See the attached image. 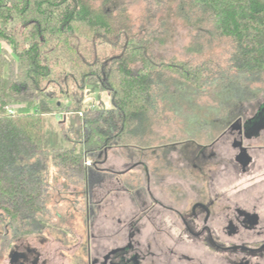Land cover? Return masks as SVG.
Listing matches in <instances>:
<instances>
[{"label": "trees", "instance_id": "1", "mask_svg": "<svg viewBox=\"0 0 264 264\" xmlns=\"http://www.w3.org/2000/svg\"><path fill=\"white\" fill-rule=\"evenodd\" d=\"M112 1L0 0V208L12 225L24 226L44 210L41 183L50 166L78 173L85 183L110 146H132L147 131L158 90L173 99L176 90L200 88L212 74L206 64L162 62L153 55V38L130 35L126 9L111 8ZM190 1L197 24L230 40L238 72L263 75L264 0ZM118 42L119 52L110 53ZM85 84L110 92L112 107L78 114L84 97L73 90ZM209 155L216 158L214 150Z\"/></svg>", "mask_w": 264, "mask_h": 264}, {"label": "rangeland", "instance_id": "2", "mask_svg": "<svg viewBox=\"0 0 264 264\" xmlns=\"http://www.w3.org/2000/svg\"><path fill=\"white\" fill-rule=\"evenodd\" d=\"M121 7L126 9L127 18L124 21L130 27V35L133 34L137 38L151 36L153 38V55L159 57L162 62L206 64L211 68L212 74L204 79L200 88L189 86L184 90L185 93L182 89L176 90V98L173 99L162 98V91L158 90L160 95L155 101L157 107L151 111L146 121L149 125L147 131L140 136L139 140H134L137 145L134 144L131 148L134 151L130 154L133 155V160L128 159L129 152L127 150L130 151V149L121 148L117 145L107 149V158L109 157L110 162L115 161L116 163L109 166L110 172L112 170L114 173L123 172L121 177L129 181L134 189V195L139 193L138 190L135 191V188L144 183V178L146 181L150 177L153 183L152 193L157 196L166 193L165 196L168 198H165L174 200L175 196L173 195L177 194V190L173 191L172 186L177 184L178 192L185 193L182 200L179 198L177 205L181 210L187 209L186 207L190 206L191 200L196 198V190L193 185H200L203 189L201 191L210 199L216 198L215 194H220L219 197L233 194L238 186L235 184L228 186L233 172L229 169L230 163L225 158L222 159L223 163L216 155L217 159H212L208 165L204 166L205 171L201 168L200 171H197L196 168L180 159L179 164H175L176 153H173L172 150L177 149L179 153L181 152V157H190L189 159L197 163L203 162L206 153L204 150L208 149L207 147L210 145H212L211 149L214 152H221V155L228 156V153H231L229 148L232 135H228V133L225 134V137L220 135L227 128L226 125L230 120L239 119L240 123H244L242 120L245 117L258 113L261 115L260 122H264V74L259 78L251 79L242 72H238L233 65L230 40L211 32L210 26L206 25L205 22L197 24L198 13H196V9L190 0L112 1L111 8ZM119 42L116 49L108 48L110 53L119 52ZM162 73L166 77L178 79L177 75L168 70H162ZM225 85H228L226 89H224ZM98 87L97 84L94 87L85 84L82 91L73 90L75 94L78 93L84 97L81 104L82 112L78 114L83 115L84 110L90 107H112L110 92L100 90ZM167 101L169 102L167 103ZM225 102H227L226 105ZM258 102H261L262 107L259 105L256 108ZM173 105L175 108L172 110ZM71 114L72 112L68 113L64 118L66 125L70 123ZM52 123L54 124V121ZM234 124L232 123V126ZM256 126L253 124L245 128L249 133H256L260 128L259 122ZM71 137L74 138L72 133L69 138L73 140ZM251 144L254 146L262 145L255 141H252ZM143 154H145L144 157ZM262 154L258 160L259 164H264V160H262L264 155ZM136 156L140 158L139 161L142 159L147 164L149 177L144 166H131L137 158ZM91 163L92 160L89 158L85 162L89 166ZM102 164H97L96 168H99L97 172L102 171L100 168L107 166ZM166 165L169 166L166 167ZM200 172H204V174ZM99 174L104 178L107 176L101 172ZM209 176L212 184L210 191H208L205 181L202 182V178ZM43 177L41 198L44 210L39 212L34 224L44 225L47 231H50L51 238L54 236L63 238L61 251L65 258L61 259L57 256L55 264H77L73 260V253L76 254L73 251L76 250L75 245L78 242L86 245L88 226L94 225L95 228H103L105 232L107 230L113 232L118 227L116 222L118 213L114 207L109 208L110 212H108L109 210L98 211L95 209L92 213L93 209L90 210V204L94 208L92 204L94 205L95 197L92 196L91 203L87 205V198L85 199L84 194L86 185L78 173L67 172L60 167L50 166L48 171L43 173ZM158 178H163L165 181ZM260 178H264V169L243 175L242 183L253 182ZM260 190H264V185L261 186ZM220 198L222 199V196ZM218 204L219 202L213 208L215 214L212 215L211 226L218 239L226 240L227 238L219 232L221 220L219 217L224 208L219 207ZM141 213L138 205L131 203L129 213L121 216L129 215V218L126 217V221H135V225L141 226V234H137L139 242L141 241L143 244L149 242L152 248H155L158 242L162 245L163 251L172 248L175 253L172 264H223L221 260L222 255L224 256L223 253L209 249L202 243H197L195 238L185 231L180 222L179 227L172 226L173 221L168 213L165 215L150 214L152 221L156 223V229L151 226L147 219H141L143 215ZM0 218L4 220L0 221V228H2L9 221V217L1 208ZM29 220L26 225L19 226L23 229V235L30 228L28 226L31 224ZM168 229H172V231L169 233ZM114 236L109 240L110 243L120 245L124 242L122 236ZM104 243L107 244L108 242L104 239ZM52 245L53 248L59 244L53 242ZM83 245H80V252H77L78 259L83 254ZM153 250L158 251L159 248L156 247ZM151 258L152 256L148 255L142 264H166L164 256L162 261L158 258L157 262H154L156 258L152 260ZM82 261L85 260H79V264H85Z\"/></svg>", "mask_w": 264, "mask_h": 264}, {"label": "flooded vegetation", "instance_id": "3", "mask_svg": "<svg viewBox=\"0 0 264 264\" xmlns=\"http://www.w3.org/2000/svg\"><path fill=\"white\" fill-rule=\"evenodd\" d=\"M253 116L254 114L250 117H243L242 121L244 123H240V120L237 119L233 126L230 125L231 128L227 129V132L224 131L220 135L221 137H225L227 133L232 135L229 148L231 153H228V156L224 155L225 157L221 155V152L215 151V154L221 159V162L225 158L230 163L229 169L232 170L233 176L228 186L233 184L238 186L233 194L221 195L222 199L221 196L219 197L220 194H215L216 198L210 199L201 191L203 189L200 185H193L196 190V198L191 200L192 202L190 201V206L188 205L187 209L181 210L177 205L179 198L182 200L185 193L178 192L177 184L172 186L173 191L177 190L176 195L172 194L175 196L174 200L167 199L166 193L163 194L164 196L162 194L157 196L152 193L153 183L147 173L148 167L145 162L142 163V166L146 168L149 178L146 181L144 178V183L135 188V191L138 190L139 192L135 195L129 181L115 176V173L109 172L105 178L97 175L91 180L88 179L85 183L86 192L84 193L85 199L87 198V205L91 203V197H95L94 205L92 204L94 208L90 204V210L93 209L92 213L95 209L98 211L109 210L108 212H110L109 208L114 207V210L118 213L116 219L118 227L117 230L113 232L107 230L106 233L103 228L98 229L94 225H89L86 231V245L84 246L83 243L79 242L75 245L76 250L73 252H76V254L73 253V260L77 264L80 263L79 260H85L82 261L85 264H142L143 260L151 255V260L156 258L154 262H157L158 258L162 261L164 256V262L172 264L173 254H175L172 248L163 251L162 245L157 242L156 247L159 250L154 251L153 249H156V247L152 248L149 242L144 244L141 241L139 242L137 234H141V226L135 225V221H126L129 215L121 216L129 213V207L132 203L140 208L141 214H143L141 219H147L155 229L156 223L152 221L150 214L165 215V213H168L173 221L172 226L179 227L180 222L185 231L190 233L197 243H202L209 249L223 253L224 256L221 257L223 264H264V190H260L261 186L264 185V178L242 183L243 175L256 173L264 169V164L258 163L260 155L264 152V145L254 146L251 144L252 141L264 140V135L261 132L258 135L257 133H249L245 128L254 124L251 122ZM211 146L204 150L206 153L203 162L195 163L192 166L197 171H200V168L205 171L204 166L214 159L209 155L210 150H213ZM242 147L251 157V161L246 167L236 158ZM172 151L176 153L175 164H179V152L177 149ZM262 160H264V156ZM171 164L173 163L171 162ZM200 173L204 174V172ZM159 176L161 175L159 174ZM159 180L165 181L163 178ZM204 181L208 191H210L212 187L210 176L202 178V182ZM217 202H219V207L224 208L219 217L221 218L219 232L227 238L226 240L218 239L211 226V218L215 214L213 208ZM106 207L108 208L103 209ZM0 221L4 220L0 218ZM29 221L31 223L28 225L30 228L24 235L18 222L12 225L9 220L0 228V264H55L57 256L61 259L65 258L61 251L63 238L60 236L51 238L50 231H47L44 225L34 224L35 217ZM168 230L169 233L172 231V229ZM114 235L122 236L124 242L120 245L110 243L109 240L111 237L114 238ZM81 239L83 240L82 237ZM104 239L108 242L107 244L104 243ZM53 242L59 245L52 248ZM80 245H83L84 250L82 256L78 259L77 252H80Z\"/></svg>", "mask_w": 264, "mask_h": 264}, {"label": "crops", "instance_id": "4", "mask_svg": "<svg viewBox=\"0 0 264 264\" xmlns=\"http://www.w3.org/2000/svg\"><path fill=\"white\" fill-rule=\"evenodd\" d=\"M237 119H235V120H230V122L226 125V129H225V131L227 132V129H230V125L232 124V123H234L235 121H236ZM252 121H254L253 120V117H252V119H251ZM261 120V119H260ZM260 120L259 121H254V124H255V127H257L256 126V124H257V122H259V125H260V128H259V131L258 132H256L257 133V135H258V133L259 132H261V134L263 133V135H264V122H260ZM254 142V141H253ZM256 143H261L262 145H264V140H261V141H255ZM121 148H127V149H130V151L129 150H127V152H129L128 153V159H132L133 160V158H132V156L130 155L131 153H133L134 151H133V149H131V148H133V145L132 146H129V147H122V146H120ZM118 148V147H117ZM173 152V151H172ZM171 152V153H172ZM106 153H107V151H106ZM105 153V154H106ZM146 154V153H145ZM145 154H143V157H144V155ZM142 155V154H141ZM140 155V156H141ZM109 156V155H108ZM137 158H135V160H134V162L132 163V165L131 166H135V167H141V165H142V163L144 162L142 159L139 161V159L140 158H138V156H136ZM142 158V157H141ZM103 164L104 165H107L106 167H104V168H107V169H111L109 166H113V165H115L116 163H115V161H112V162H110L109 161V157L107 158V154H106V158H105V160H104V162H103ZM102 164V165H103ZM125 164V163H124ZM95 173H94V175L97 173V171H94ZM91 176L89 179L91 180V179H93V178H95L96 177V175L95 176ZM99 175V174H98ZM87 181V180H86ZM86 183V182H85Z\"/></svg>", "mask_w": 264, "mask_h": 264}, {"label": "water", "instance_id": "5", "mask_svg": "<svg viewBox=\"0 0 264 264\" xmlns=\"http://www.w3.org/2000/svg\"><path fill=\"white\" fill-rule=\"evenodd\" d=\"M237 160L242 162L244 167L248 166L249 162L251 161L250 155L245 151V148L242 147L241 151L236 156ZM246 170V169H244Z\"/></svg>", "mask_w": 264, "mask_h": 264}]
</instances>
